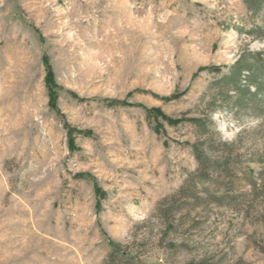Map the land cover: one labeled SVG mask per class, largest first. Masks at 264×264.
I'll use <instances>...</instances> for the list:
<instances>
[{
    "label": "rangeland",
    "instance_id": "374dc122",
    "mask_svg": "<svg viewBox=\"0 0 264 264\" xmlns=\"http://www.w3.org/2000/svg\"><path fill=\"white\" fill-rule=\"evenodd\" d=\"M246 49L244 0H0V264H264V110L218 104L203 181L191 147Z\"/></svg>",
    "mask_w": 264,
    "mask_h": 264
},
{
    "label": "trees",
    "instance_id": "16d2710c",
    "mask_svg": "<svg viewBox=\"0 0 264 264\" xmlns=\"http://www.w3.org/2000/svg\"><path fill=\"white\" fill-rule=\"evenodd\" d=\"M244 3L254 12H259L264 7V0H244ZM210 87L213 93L206 104V112L193 120L197 140L191 144V147L197 162L194 175L198 181H203L212 169L227 168L234 159L233 144L221 141L214 129L211 113L217 109L218 104H227L228 110L233 113L244 111L247 114L258 115L264 110V49L244 50L230 64L227 72L215 79ZM214 140H218L217 146L213 144ZM219 151H224L225 156L215 155ZM191 182L192 178L185 180V184L176 193L183 197H195L197 182L194 184ZM131 258L130 253L121 250L120 244L112 242L110 255L103 264H128ZM199 264L212 263L200 262Z\"/></svg>",
    "mask_w": 264,
    "mask_h": 264
}]
</instances>
